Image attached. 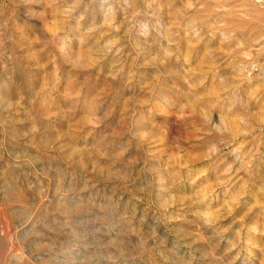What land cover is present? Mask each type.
Here are the masks:
<instances>
[{"label": "rangeland", "instance_id": "1", "mask_svg": "<svg viewBox=\"0 0 264 264\" xmlns=\"http://www.w3.org/2000/svg\"><path fill=\"white\" fill-rule=\"evenodd\" d=\"M109 3L0 0V264H264V0Z\"/></svg>", "mask_w": 264, "mask_h": 264}, {"label": "clouds", "instance_id": "2", "mask_svg": "<svg viewBox=\"0 0 264 264\" xmlns=\"http://www.w3.org/2000/svg\"><path fill=\"white\" fill-rule=\"evenodd\" d=\"M102 2L104 4H107L108 5L107 11L109 13L114 12L113 6L109 3V0H102ZM124 3L127 4L128 3V0H124ZM136 15H139V13H136ZM149 34H150L149 23L147 21L140 22L139 23V35L142 36V37H147ZM221 35H223V34H221ZM225 39H227V37H225ZM205 121L208 122V123H211V117H210V115H205ZM99 122H100L99 121V118H97L95 121H93L94 126L95 127H98L99 126ZM223 124H224V118H223V116H221L220 123L219 124H213L212 127L217 132H220V131H222V127L221 126ZM149 135H150L149 132H145V133L142 134L141 138L142 139L143 138H146ZM217 151H218V149L215 147V145H213L212 152L215 153ZM239 151L240 150L238 148L233 149V155H235L236 160H240L241 159V156L238 155ZM89 186H91V185H89ZM89 186H85L84 185V188H82L81 191L88 190L89 189ZM91 188H93V189H102V190H106L107 192H110L109 186L103 185V184H97L95 187H92L91 186ZM66 197H59L58 199H59L60 202H63ZM236 199H237V197H233V202H235ZM93 206L95 208H97L98 213H105L106 211H108V209L106 208V206L103 203H97V204H95ZM80 207H81V205H76L73 208L66 209L65 211H63V212H66L67 213L66 216L62 215V216H64V226L67 227V228H69V230H71L73 232L76 231V228L73 226V223H72L73 214L76 213L77 211H79ZM164 210L167 211V208H165ZM219 211H220V209H212L210 206H206V207H203V208L197 210L193 214L195 216H197V218L199 220L203 221V223L210 224L216 218V216L219 213ZM125 219H127V218H125ZM127 223H128V230L131 231V221L128 220ZM156 235L159 237L158 230L156 231ZM156 254L159 255V256H161V257L164 256L163 250L162 249H159V248L156 249ZM114 264H115V262H114Z\"/></svg>", "mask_w": 264, "mask_h": 264}]
</instances>
